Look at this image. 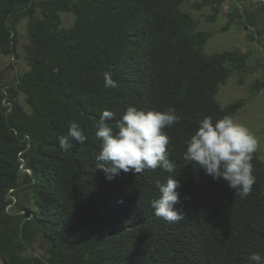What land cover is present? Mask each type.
I'll list each match as a JSON object with an SVG mask.
<instances>
[{"label":"trees","instance_id":"1","mask_svg":"<svg viewBox=\"0 0 264 264\" xmlns=\"http://www.w3.org/2000/svg\"><path fill=\"white\" fill-rule=\"evenodd\" d=\"M245 1L0 0V55L20 58V20L27 36L26 70L10 83L0 74V264H249L252 253L264 256L259 154L246 199L183 159L200 120L235 118L244 108L245 100L223 106L221 88L231 78L244 86L257 72L254 50L206 53L212 34L191 13L208 9L206 21L215 24L229 5L222 32L235 24L254 43L261 31L241 8ZM64 16L72 17L69 27ZM108 71L114 89L104 87ZM263 91L264 68L249 97ZM128 106L174 107L180 117L165 131L184 221L154 215L157 185L170 175L162 168L121 171L111 181L97 169L95 123L112 110L115 118L106 122L115 128ZM72 123L87 140H73L64 153L57 138Z\"/></svg>","mask_w":264,"mask_h":264},{"label":"clouds","instance_id":"2","mask_svg":"<svg viewBox=\"0 0 264 264\" xmlns=\"http://www.w3.org/2000/svg\"><path fill=\"white\" fill-rule=\"evenodd\" d=\"M103 80L105 88L118 86L110 71L103 74ZM115 115L112 110H104L95 123V135L101 141V150L96 156L97 169L103 170L106 179L111 181L121 171L141 174L148 169L162 168L170 175L165 183L157 185L159 198L151 201L154 215L170 224L184 221L182 210L175 207L179 203L180 182L171 175L176 164L169 158L171 138L165 131L179 122L176 109L145 111L128 106L113 128L106 121L113 120ZM57 139L60 150L68 153L73 148V140L82 144L87 136L79 123H72L68 134ZM185 143V161L199 165L214 181L223 179L241 199L252 193L256 183L252 160L259 141L245 125L227 115L215 121L206 116ZM248 261L264 264V256L252 253Z\"/></svg>","mask_w":264,"mask_h":264},{"label":"rangeland","instance_id":"3","mask_svg":"<svg viewBox=\"0 0 264 264\" xmlns=\"http://www.w3.org/2000/svg\"><path fill=\"white\" fill-rule=\"evenodd\" d=\"M262 7H264V0H246L241 6V8L248 10L254 15L256 29L261 31L260 38L254 43L247 36V32L235 24L229 26L227 31L222 32V29L229 21L228 17H226L229 5L223 6L222 15L215 24L206 21V16L210 14L208 9L199 13H191V16L196 20L201 30H207L212 34V38L205 48L206 53L213 54L219 51L236 49L246 53L254 50L255 56L251 67L254 65L257 72L245 79L244 86H239L236 79L231 78L221 88L217 99L223 106L236 100L246 101L244 108L237 112L234 120L245 125L258 139L259 147L256 152L264 163V91L254 98H250L248 93L249 85L261 76L264 68V11L261 10ZM63 20L66 27H69L72 23V17L70 16H64ZM25 27V21L20 20L17 25L20 32V44L17 53L20 58L16 60L14 56L0 55V74L4 77L5 83L12 82L17 74L27 68L24 61L25 45L27 44ZM20 104L24 106L22 97L20 98Z\"/></svg>","mask_w":264,"mask_h":264},{"label":"water","instance_id":"4","mask_svg":"<svg viewBox=\"0 0 264 264\" xmlns=\"http://www.w3.org/2000/svg\"><path fill=\"white\" fill-rule=\"evenodd\" d=\"M23 165H24V161H22V166H23ZM25 171H26V170H23L22 167H21L20 172L23 173V172H25ZM27 172L30 173L29 171H27Z\"/></svg>","mask_w":264,"mask_h":264}]
</instances>
